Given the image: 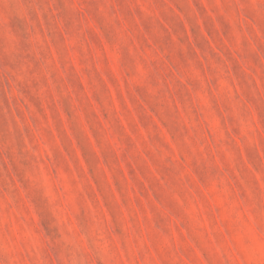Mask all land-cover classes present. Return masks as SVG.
Returning a JSON list of instances; mask_svg holds the SVG:
<instances>
[{"label": "rangeland", "instance_id": "1", "mask_svg": "<svg viewBox=\"0 0 264 264\" xmlns=\"http://www.w3.org/2000/svg\"><path fill=\"white\" fill-rule=\"evenodd\" d=\"M0 264H264V0H0Z\"/></svg>", "mask_w": 264, "mask_h": 264}]
</instances>
